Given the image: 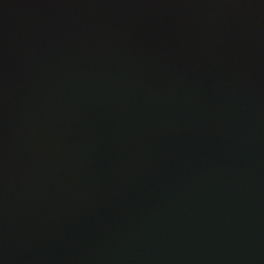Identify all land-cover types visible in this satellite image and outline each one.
<instances>
[{"label":"water","instance_id":"obj_1","mask_svg":"<svg viewBox=\"0 0 264 264\" xmlns=\"http://www.w3.org/2000/svg\"><path fill=\"white\" fill-rule=\"evenodd\" d=\"M0 264H264V0H0Z\"/></svg>","mask_w":264,"mask_h":264}]
</instances>
